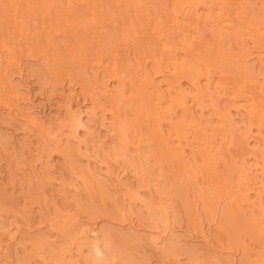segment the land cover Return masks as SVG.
Instances as JSON below:
<instances>
[{
	"label": "bare ground",
	"instance_id": "bare-ground-1",
	"mask_svg": "<svg viewBox=\"0 0 264 264\" xmlns=\"http://www.w3.org/2000/svg\"><path fill=\"white\" fill-rule=\"evenodd\" d=\"M0 264H264V0H0Z\"/></svg>",
	"mask_w": 264,
	"mask_h": 264
},
{
	"label": "rangeland",
	"instance_id": "rangeland-1",
	"mask_svg": "<svg viewBox=\"0 0 264 264\" xmlns=\"http://www.w3.org/2000/svg\"><path fill=\"white\" fill-rule=\"evenodd\" d=\"M39 90H40V89H38V92H39L38 94L40 95V94H41V91H39ZM63 161H64V159H62V157H60L58 163L61 164Z\"/></svg>",
	"mask_w": 264,
	"mask_h": 264
}]
</instances>
